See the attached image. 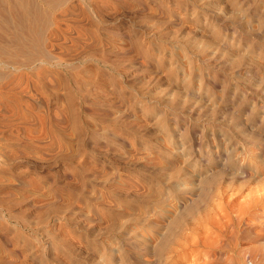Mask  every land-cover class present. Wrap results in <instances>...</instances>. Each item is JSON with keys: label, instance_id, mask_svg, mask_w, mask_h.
Listing matches in <instances>:
<instances>
[{"label": "rangeland", "instance_id": "374dc122", "mask_svg": "<svg viewBox=\"0 0 264 264\" xmlns=\"http://www.w3.org/2000/svg\"><path fill=\"white\" fill-rule=\"evenodd\" d=\"M80 1L105 65L0 111V264H264V0Z\"/></svg>", "mask_w": 264, "mask_h": 264}, {"label": "bare ground", "instance_id": "6f19581e", "mask_svg": "<svg viewBox=\"0 0 264 264\" xmlns=\"http://www.w3.org/2000/svg\"><path fill=\"white\" fill-rule=\"evenodd\" d=\"M87 1H89L92 4V6L95 8L103 7L102 6L103 4L102 2H100V0H87ZM80 2H81L80 0H0V111H5L4 107L6 106L5 105L6 102L10 103L12 106H15V104H16V107L20 106L21 98H20V93L17 91V88L22 84H25L26 86L30 85L31 87H33L36 81L41 83L44 77H51V73L56 74L60 71H64L67 73L73 68H75L74 66H76L77 64L83 63L86 61H96L97 63L105 65V61L108 58L106 56L105 58L107 59H105L104 61L103 51H102L103 58H100L101 55H99L98 53L97 54L100 57L96 58L92 55V53L88 54V52L87 53L84 52L85 53L84 54L82 53L83 51L80 52L81 45L85 44L86 41L89 39L81 31H80L81 33H79L74 39H72V41L71 39H69L70 41L68 40L65 41L63 40V37H61L62 35L61 36L59 35V32L62 31L61 30L62 21L65 20L67 16L72 15L73 12L81 9ZM74 7L75 8L77 7V8L74 9ZM80 23H84V20L80 21ZM255 33L257 32L255 31ZM101 44L99 43L98 45H101ZM98 50L99 49H97L96 51L98 52ZM116 53L117 52H115V54ZM109 58H111V56H109ZM109 60H108V63H109ZM117 61H119L118 58H117ZM114 62L112 63V65L109 63L111 65V71H112V78L110 79L112 80V83H113V84L111 83L112 86L114 85V88L117 90L118 85L120 84V83L117 84V81H118L117 77H118V74L120 73V68H119L120 66L116 62L115 63ZM108 63L107 65H109ZM55 76H57V74ZM54 77L52 78L54 79ZM65 83H67V81ZM112 105L111 107L116 106V105L114 106ZM64 112H66V110H64ZM61 113L63 112L61 111ZM67 113L68 112L62 115L69 116L70 114L68 115ZM58 115H60V113ZM62 115L60 116L63 117ZM56 118H59V116ZM59 120L60 119H58V122ZM66 120L70 121L69 119H66ZM7 121L6 123H9ZM120 121H121V115L120 116L116 115L114 118H112L111 125L117 126ZM71 123L72 122L70 121L69 124ZM73 123L75 124V121ZM102 123H100V126L104 125ZM66 127L67 125L65 126V128ZM116 133L117 132L114 131V134H113V137L115 138L116 142H122L121 137H119L118 133L117 134ZM134 154L135 152L133 151L132 155ZM22 184L21 186H23ZM14 188H17V187L14 186ZM21 188L23 189V187ZM8 189H6L5 187L0 188V195L7 194V193L10 194V190Z\"/></svg>", "mask_w": 264, "mask_h": 264}]
</instances>
